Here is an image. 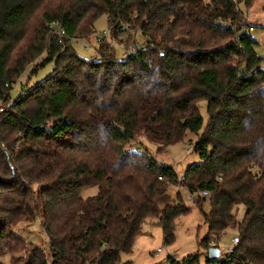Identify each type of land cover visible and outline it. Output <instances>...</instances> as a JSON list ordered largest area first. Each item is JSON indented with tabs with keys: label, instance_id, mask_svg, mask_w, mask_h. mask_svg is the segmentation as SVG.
Returning <instances> with one entry per match:
<instances>
[{
	"label": "trees",
	"instance_id": "obj_1",
	"mask_svg": "<svg viewBox=\"0 0 264 264\" xmlns=\"http://www.w3.org/2000/svg\"><path fill=\"white\" fill-rule=\"evenodd\" d=\"M253 1L0 0V264H49L17 232L38 216L51 264H131L121 254L147 219L173 243L191 211L171 193L180 175L128 144L144 134L160 152L188 133L200 161L182 188L211 193L193 200L210 204L205 264H264V56L241 8ZM102 15L115 38L140 31L144 44L124 60L105 42L97 57L78 55L72 40L89 38ZM48 62L53 71L13 99L22 74ZM93 185L99 193L84 198ZM229 228L239 242L210 259ZM164 264H201L200 253Z\"/></svg>",
	"mask_w": 264,
	"mask_h": 264
},
{
	"label": "rangeland",
	"instance_id": "obj_2",
	"mask_svg": "<svg viewBox=\"0 0 264 264\" xmlns=\"http://www.w3.org/2000/svg\"><path fill=\"white\" fill-rule=\"evenodd\" d=\"M241 8L245 12L248 22L251 25L250 31L252 36L258 40L256 52L259 56H264V0H255L248 8L241 3ZM109 17L102 15L94 24V33L89 38L73 39L71 44L76 53L85 59H92L99 56L98 49L105 42L113 46L116 58L124 60L127 52H132V45L136 43L141 46L144 44V38L140 31L124 32L115 38L110 31ZM132 37V43L127 46L126 40ZM101 38L102 41H99ZM46 58L43 55L38 62H42ZM54 65L51 62L46 63L35 74H31L32 67L22 74L11 91V96L15 99L23 84L33 86L37 82L43 80L53 71ZM200 112L204 118L205 125L208 120L207 102L201 101L199 104ZM197 136L188 133L186 138L178 143L169 145L165 150L158 151L159 145L148 140L144 134H140L135 140L128 144V148L140 149L154 155L159 161L167 163L174 167L178 175L185 173L186 169L191 165L200 161V156L194 151V143ZM99 186L93 185L83 189L82 196L89 198L99 193ZM177 188L173 187L171 193L176 195ZM182 194L187 205L191 208L188 214L179 216L175 221L174 242L169 244L165 240L164 231L157 219H147L140 234L136 237L133 251L131 253H122L121 259L123 263L131 264H164L169 257L178 260L184 257L200 253V263L205 264L207 252L199 245V239L207 234V226L204 224L202 210L208 212L210 210L209 202H205L201 208L190 200V194L182 188ZM244 205L238 208L237 218L240 220L244 214ZM19 232L28 242L37 244L45 250L49 264V240L41 225V218L38 216L36 220L30 224L21 223L17 228ZM236 228H229L220 239V251L224 256L228 253V248L232 246V239L237 235ZM226 246V247H225ZM5 261L9 257L4 258Z\"/></svg>",
	"mask_w": 264,
	"mask_h": 264
},
{
	"label": "built area",
	"instance_id": "obj_3",
	"mask_svg": "<svg viewBox=\"0 0 264 264\" xmlns=\"http://www.w3.org/2000/svg\"><path fill=\"white\" fill-rule=\"evenodd\" d=\"M98 40H100V38H98ZM185 177L184 175H180L179 176V181L180 183H178V185L176 186L177 190L181 191L182 192V185L181 183L184 181ZM190 194V200L193 201L196 197L198 196H204V197H208L211 195L210 191H207V190H204V191H200V192H193V193H189ZM239 242V238L238 237H234L232 239V246L228 248V252H232L233 250V247L236 243ZM213 245L215 244L214 241L211 242ZM226 247V246H225Z\"/></svg>",
	"mask_w": 264,
	"mask_h": 264
},
{
	"label": "water",
	"instance_id": "obj_4",
	"mask_svg": "<svg viewBox=\"0 0 264 264\" xmlns=\"http://www.w3.org/2000/svg\"><path fill=\"white\" fill-rule=\"evenodd\" d=\"M221 256V251L217 247H212L209 249V258L210 259H217Z\"/></svg>",
	"mask_w": 264,
	"mask_h": 264
}]
</instances>
